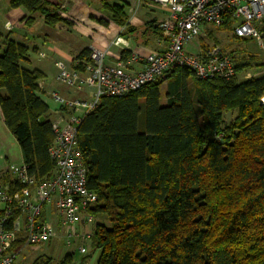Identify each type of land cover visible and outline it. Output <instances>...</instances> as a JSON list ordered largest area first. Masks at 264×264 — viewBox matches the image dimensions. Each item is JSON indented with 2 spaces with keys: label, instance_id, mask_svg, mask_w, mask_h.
Segmentation results:
<instances>
[{
  "label": "trees",
  "instance_id": "trees-1",
  "mask_svg": "<svg viewBox=\"0 0 264 264\" xmlns=\"http://www.w3.org/2000/svg\"><path fill=\"white\" fill-rule=\"evenodd\" d=\"M9 4L23 6L28 23L36 12L51 25L62 19L61 5L45 0ZM104 4L127 26L125 4ZM27 52L15 40L3 43L0 32V112L42 178L54 169V132L38 95L42 73L21 65ZM263 94L264 75L202 80L177 67L124 96L101 98L79 128L88 187L98 194L88 212L102 217L91 237L99 264H264ZM233 109L236 117L224 123Z\"/></svg>",
  "mask_w": 264,
  "mask_h": 264
},
{
  "label": "built area",
  "instance_id": "built-area-1",
  "mask_svg": "<svg viewBox=\"0 0 264 264\" xmlns=\"http://www.w3.org/2000/svg\"><path fill=\"white\" fill-rule=\"evenodd\" d=\"M66 1L61 9L66 8ZM144 2L168 9L159 21L167 39L165 49L141 55L117 36L113 44L131 50L127 60L106 63L107 50L93 48L86 59L55 63L57 80L75 91H86L88 97L70 98L58 90L50 93L59 107L52 120L54 139L48 148L54 162L50 175L39 178L22 161L12 166L9 184L0 178V264H19L16 259L20 252L27 246L49 244L59 229L69 246L81 235L80 224L94 220L88 209L98 202V194L88 187L79 128L103 96H124L165 79L177 67L191 69L202 80L236 77L238 62L233 54L219 43L204 47L198 42L207 26L221 27L229 22L235 37L254 38L264 48V0H136L133 10ZM195 42L196 48H189ZM133 63L142 64V68L134 70ZM261 102L264 104V94ZM82 235L91 240V232ZM79 249L87 252L83 244Z\"/></svg>",
  "mask_w": 264,
  "mask_h": 264
},
{
  "label": "crops",
  "instance_id": "crops-1",
  "mask_svg": "<svg viewBox=\"0 0 264 264\" xmlns=\"http://www.w3.org/2000/svg\"><path fill=\"white\" fill-rule=\"evenodd\" d=\"M45 1L59 5L62 3V0ZM68 2L70 5L60 9L62 19L51 25L38 12L33 14V20L28 23L27 18L30 15L23 6L11 7L9 0H0V32L3 43L12 39L27 46L28 52L25 60L21 61V65L42 73L38 81V95L48 104V114L51 120L56 118L59 108L50 96L53 90H58L62 95L70 98L84 97L82 96L84 93L70 89L57 80L55 63L58 60L72 63L84 50L93 48L107 50L106 63H116L121 59L127 60L131 56V50L113 44L117 36L127 40L141 55L161 51L166 48L167 43L161 29L153 25L158 24L168 13V9L162 5L144 2L133 10L136 0H68ZM104 3L125 4V12L128 16L127 26L117 23L113 19V13ZM129 27L134 28L135 31H129ZM196 45V42L190 44L189 48L195 49ZM230 52H234V55L236 54L241 59L245 56L235 50ZM237 62L239 63V60ZM241 63L250 64V62L243 61ZM131 67L138 70L142 68V64L133 63ZM262 75L264 73L259 76ZM253 76L255 74L250 77ZM163 88H165V83ZM161 103L164 104L165 101L162 102L161 99ZM0 131L5 134L4 137L0 136V178L4 183L9 184L12 180V166L24 160L20 145L6 125L1 112ZM8 134L12 142L7 139ZM8 141L19 146L18 155L11 154V144ZM89 225L90 223L80 224L79 229L82 234ZM88 232L93 233V231ZM60 236H64L61 229L58 230L57 237ZM90 247L92 248L91 244ZM93 250L98 253L99 257V250Z\"/></svg>",
  "mask_w": 264,
  "mask_h": 264
},
{
  "label": "rangeland",
  "instance_id": "rangeland-1",
  "mask_svg": "<svg viewBox=\"0 0 264 264\" xmlns=\"http://www.w3.org/2000/svg\"><path fill=\"white\" fill-rule=\"evenodd\" d=\"M65 0H62L64 3ZM69 2L66 1V7L68 6ZM98 4V3H96ZM70 5V4H69ZM198 42L200 45L207 47L214 43H219L229 52L232 50L237 51L238 53H243L245 56L237 57L234 52H231L236 60L241 61H248L250 64H241L240 70L236 76L237 81H243L246 78L250 77L251 75L259 76L264 73V48L262 49L259 46L258 40L254 38H248L247 40L243 39H236L233 36L232 29H225L224 27H215V26H207L204 27L203 33L198 37ZM244 58V60H243ZM241 60V61H240ZM247 62V63H248ZM238 63V64H239ZM166 83V81H165ZM162 102L165 101L164 92L165 88L162 90ZM79 92V91H77ZM79 93H84L82 96H87L86 91H81ZM237 115V109H233L230 111H226L224 113V123H230ZM4 132L0 131V136L4 137ZM8 140L10 139V134H8ZM15 141V140H14ZM9 142V141H8ZM12 142V141H11ZM10 143V142H9ZM11 144V154L18 155L19 153V146L15 143ZM102 217L96 218L88 228L84 231L83 234L88 233V231H93V227L95 222L101 220ZM89 224V223H88ZM79 237H75L72 239V243L69 246H66V237L60 236L55 237L52 242L49 244H39L36 246H27L22 252L19 253L16 261L19 264H44V262L49 259L48 264H60V261L64 257L66 253H73V260L71 263L68 264H82L83 259L86 257V260L83 264H98V253L94 251L90 247V239L84 238L81 231ZM85 245L87 247L86 253H81L80 245Z\"/></svg>",
  "mask_w": 264,
  "mask_h": 264
}]
</instances>
